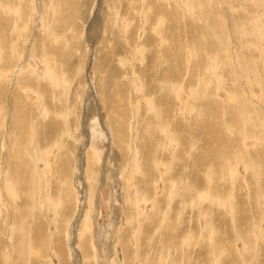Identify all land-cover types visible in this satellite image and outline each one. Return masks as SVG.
<instances>
[{
	"label": "rangeland",
	"instance_id": "rangeland-1",
	"mask_svg": "<svg viewBox=\"0 0 264 264\" xmlns=\"http://www.w3.org/2000/svg\"><path fill=\"white\" fill-rule=\"evenodd\" d=\"M16 1L0 0V25H9L0 39L2 93L12 96L7 83L30 67L36 84L20 89L39 97L37 80L51 76L41 80L43 98L57 108L40 104V120L66 115L72 126L57 138L40 137L29 120L9 132L0 94V264H264V0ZM163 71L180 102L159 84ZM68 154L74 163L59 184ZM80 221L90 229L83 236Z\"/></svg>",
	"mask_w": 264,
	"mask_h": 264
},
{
	"label": "bare ground",
	"instance_id": "bare-ground-1",
	"mask_svg": "<svg viewBox=\"0 0 264 264\" xmlns=\"http://www.w3.org/2000/svg\"><path fill=\"white\" fill-rule=\"evenodd\" d=\"M5 1V0H4ZM11 1H13V0H10V2ZM19 1V0H18ZM18 1H16L17 3H18ZM21 1V0H20ZM167 1H169V0H167ZM231 1V0H230ZM23 3V2H22ZM22 3H21V6H22ZM7 4V3H6ZM12 4H13V2H12ZM11 4V5H12ZM70 4H72V3H70ZM183 5V4H182ZM229 5H230V3H229ZM3 6V5H2ZM224 6V5H223ZM235 5H233V7H234ZM44 7V6H43ZM42 7V8H43ZM169 7V6H168ZM22 8H23V6H22ZM180 8V7H179ZM223 8L224 7H222L221 8V10H222V13L223 14H225L226 15V13H225V11L223 10ZM227 8V7H226ZM230 8V7H229ZM10 9V8H9ZM21 9V8H20ZM113 9V8H112ZM144 9V8H143ZM146 9V8H145ZM235 9V8H234ZM0 10H1V8H0ZM221 10H220V12H221ZM229 10V9H228ZM2 11V10H1ZM21 11H22V9H21ZM142 11V10H141ZM5 12H7V10L5 11ZM10 12V11H9ZM18 12H20V11H18ZM26 12H27V10H26ZM218 12V11H217ZM216 12V13H217ZM145 13H147V12H145ZM144 13V14H145ZM171 13V12H170ZM173 13V12H172ZM172 13H171V15H172ZM11 14V13H10ZM117 14V13H116ZM174 14V13H173ZM220 14V13H219ZM222 14V15H223ZM231 14V13H230ZM1 15V14H0ZM17 15V14H16ZM19 15H20V13H19ZM24 15V14H23ZM2 16V15H1ZM0 16V18L2 19V17ZM12 16H14L13 14H12ZM98 16V15H97ZM168 16V15H167ZM176 16V15H175ZM224 16V15H223ZM15 17V16H14ZM24 17V16H23ZM22 17V18H23ZM27 17V16H26ZM146 17V16H145ZM178 17V16H177ZM225 18H222L223 20L224 19H229V17L227 16H224ZM236 17V16H235ZM238 17V16H237ZM8 18H9V16H8ZM16 18V17H15ZM17 18H19V17H17ZM45 18V17H44ZM171 19V16H169L168 17V19ZM11 19H13V18H11ZM175 19V18H174ZM226 19V20H227ZM4 20V19H3ZM44 20V19H43ZM172 20V19H171ZM222 20V21H223ZM25 21H26V19H25ZM24 21V22H25ZM34 22H35V20H33ZM173 21V20H172ZM176 21H178V20H176ZM19 22V21H18ZM97 22L98 21H93L92 23H91V26L90 27H95V25L97 24ZM179 22V21H178ZM227 22V21H226ZM6 24L5 25H8L7 24V22H5ZM20 23V22H19ZM23 23V22H22ZM45 23V22H44ZM115 23H117V22H114V25H116ZM172 23H174V21L172 22ZM0 24H1V21H0ZM11 24V23H10ZM130 24V23H129ZM226 24V23H225ZM5 25H4V23H3V25L1 26L0 25V39H2L4 36H5V33H4V31H5ZM26 25V24H25ZM144 25V24H143ZM9 26V25H8ZM17 26V25H16ZM30 26H32V25H30ZM180 26V25H179ZM5 27V28H4ZM13 27V26H12ZM33 27V26H32ZM17 28H19V27H17ZM111 28V27H110ZM8 29V28H7ZM14 29V28H13ZM20 29V28H19ZM121 29V28H120ZM173 29H174V27H173ZM182 29V28H181ZM111 30V29H110ZM158 27H155V31H157L158 32ZM176 30V29H175ZM22 31V30H21ZM26 31V30H25ZM123 31H124V29H123ZM126 31H128V30H126ZM148 31V30H147ZM17 32V31H16ZM16 32H15V37H16V35L18 34H16ZM20 32V31H19ZM31 32V31H30ZM163 32V31H162ZM264 32V31H263ZM24 32L22 31V34H23ZM43 33V32H42ZM160 33V32H159ZM8 34H10V33H8ZM162 34V33H161ZM170 34V33H169ZM257 34V33H256ZM255 34V35H256ZM264 34V33H263ZM32 35V34H31ZM91 35V34H90ZM254 35V36H255ZM21 36V35H20ZM47 36V35H46ZM258 36V35H257ZM260 36V35H259ZM152 37V36H151ZM246 37V36H245ZM256 37V36H255ZM264 37V36H263ZM26 38V37H25ZM257 38H260V37H257ZM256 38V39H257ZM12 39V38H11ZM162 39V38H161ZM171 40V39H170ZM162 41H164V40H162ZM0 42H4V40H2V41H0ZM17 42H18V40H17ZM171 42H172V40H171ZM224 42V41H223ZM7 43V42H6ZM51 43V42H50ZM53 43V42H52ZM161 44H162V42H161ZM161 44H159V45H161ZM163 44H164V42H163ZM220 44V43H219ZM221 44H223V43H221ZM13 45V44H12ZM52 45V44H51ZM62 45V44H61ZM179 45V44H178ZM226 45V44H225ZM231 45V44H230ZM6 46H7V44H6ZM35 46V45H34ZM33 46V47H34ZM41 46H42V44H41ZM48 46V45H47ZM46 46V50L49 48V47H47ZM55 46H58L57 44L55 45ZM65 46V45H64ZM174 46V45H173ZM31 47V46H30ZM160 47V46H159ZM164 47V46H163ZM171 47H172V45H171ZM1 48V47H0ZM9 48V47H8ZM12 49H13V47H11ZM51 48V47H50ZM49 48V49H50ZM162 48V47H161ZM6 49V48H5ZM20 49V48H19ZM33 49V48H32ZM36 49V48H35ZM39 49H42V48H39ZM53 49V48H52ZM164 49V51H163V54L161 55L162 57L164 56V54H165V49H166V46H165V48H163ZM177 49H179V48H177ZM2 50V49H1ZM0 50V51H1ZM51 50V49H50ZM49 50V51H50ZM58 50V48H56V51ZM146 50V49H145ZM160 52H162L160 49H158ZM175 50H176V48H175ZM14 51V50H13ZM36 51V50H35ZM43 51H45L44 49H43ZM48 51V52H49ZM51 51H53V50H51ZM158 51V52H159ZM167 51V50H166ZM177 51V50H176ZM175 51V52H176ZM183 51V50H182ZM2 52V51H1ZM5 52V51H4ZM12 52V51H11ZM34 52V51H33ZM174 52V53H175ZM6 53V52H5ZM41 53H43L42 52V50H41ZM64 53V52H63ZM62 53V54H63ZM23 54V53H22ZM44 54V53H43ZM43 54H42V57H43ZM50 54H51V52H50ZM53 54V53H52ZM182 54V53H181ZM7 55V54H6ZM5 55V56H6ZM25 55H27V54H25ZM3 56V55H2ZM55 56V58H56V55H54ZM58 56V55H57ZM180 56V55H179ZM179 56H176L177 58L179 57ZM216 56V55H215ZM7 58L9 57V56H6ZM10 58V57H9ZM54 58V57H53ZM181 58V57H180ZM51 59H52V55H51ZM60 58H59V56H58V59H57V61L59 60ZM122 59V58H121ZM142 59V58H141ZM164 59V58H163ZM175 59V58H174ZM9 61V60H7V59H4V61ZM46 61H47V59H45ZM55 60V59H54ZM61 60V59H60ZM59 60V61H60ZM248 60H250V59H248ZM248 60H247V62H248ZM15 61V60H14ZM109 61V60H108ZM153 61H154V59H153ZM168 61V60H167ZM251 61V60H250ZM28 62V61H27ZM119 62H120V60H119ZM159 62H160V59H159ZM252 62V61H251ZM3 63V62H2ZM5 64H6V62H4ZM56 63V62H55ZM179 63V62H178ZM177 63V64H178ZM184 63V62H183ZM215 63V62H214ZM163 64H164V62H163ZM251 64V63H250ZM254 64H255V62H254ZM9 65V64H8ZM12 65V64H11ZM50 65V64H49ZM122 65V64H121ZM167 65H168V63H167ZM217 65V64H216ZM245 68H247V66L248 65H246V62H245ZM10 66V65H9ZM13 66V65H12ZM21 67H22V65H20ZM58 67V66H57ZM171 67V66H170ZM175 67H176V65H175ZM175 67H173V69L175 68ZM30 68V67H29ZM29 68H28V70H21V72H20V76H19V78L17 79V82L15 83L16 85L15 86H11L10 84H8L7 83V86L8 87H10V88H14V90H16V92L12 95V96H10V95H6V93L5 94H3L2 93V91L4 90V88H5V82H1L0 83V94H2L3 95V98L4 99H7V104H9L8 105V108H7V111H8V113H9V115H10V117H11V119H8V123H7V129L9 130V132H15V131H17V129H19V131H23V125H24V122H25V120H29V122L32 124V128L33 129H35V130H37V131H39L40 132V137H42L41 135L43 134V135H45V136H47V137H50V138H52V137H56V136H58L59 135V133L62 131V130H64L65 132V134H66V132L68 131V125H70V126H72L71 125V122H70V120H68V117H66V115H63V116H65V118L67 119V120H65V118H63L62 120H65V121H62V120H60V119H58V118H55V117H50V118H48V122L47 123H45L44 124V121H45V119H46V117L45 118H41L42 120H40V117H39V111L40 110H38L39 109V106H40V104L42 105H44V108H45V110H46V108L48 109V110H52V112H53V110H56V108L57 107H55V104L53 103V101L51 102V104L49 105V104H46V99H44L43 98V96H45V90H44V88H43V82H45V81H41V80H50V78H51V76H50V78H48V76H42V77H40L39 76V74H38V76L40 77V81H38L37 80V82H39L40 83V93L38 92V95H39V97H37V95H32V97H30V99L27 97V96H25L24 97V95L22 94L23 93V91H21V89L20 88H22V90H24V93H28V88L27 87H30V86H34L35 84H36V81H35V79L34 78H36V77H34L33 75L34 74H32V69L31 70H29ZM52 68H54V63L52 64V65H50V67H49V69H52ZM106 68V67H105ZM166 68H167V66H166ZM14 69V68H13ZM57 69V68H56ZM59 69V68H58ZM57 69V70H58ZM157 69H158V67H157ZM164 69H165V67H164ZM253 69V68H252ZM255 69V68H254ZM7 70V69H6ZM48 70V69H47ZM175 70V69H174ZM1 71V70H0ZM14 71V70H13ZM13 71H11V72H13ZM50 71V70H49ZM173 71V70H172ZM237 71V70H236ZM252 71V70H251ZM159 72V71H158ZM27 74L26 76H23L24 74ZM32 74V77H29V74ZM162 73H164V75L162 74V76H163V78H162V76H161V78H162V81H160L159 82V84L161 85V87L163 88V89H165V91H166V93H167V95L169 94V92H167L168 91V89H171V95L170 96H172V94L175 96V92L177 93L176 94V98L177 99H179V102H180V99H181V97L179 96L180 94H179V90H178V88H177V86L176 85H174V84H172L171 82H170V80H168V73L169 72H167V71H163ZM57 74V73H56ZM173 74V73H172ZM3 75V74H2ZM7 75V74H6ZM9 75H11V74H9ZM54 75V74H53ZM136 75V74H135ZM0 76H1V74H0ZM133 76V75H132ZM183 76V75H182ZM2 77V76H1ZM125 77V76H124ZM3 78V77H2ZM10 78H14L13 76L12 77H10ZM10 78H9V80H10ZM58 78V77H57ZM138 78V77H137ZM121 79V78H120ZM130 79V78H129ZM158 79V78H157ZM245 79H247V78H245ZM135 80V81H134ZM139 80V82H140V79H135V76H134V79H133V81L131 82V83H133V85L137 88V92H138V88L140 87V84L139 83H137L136 81H138ZM247 80H250L249 78L247 79ZM15 81V80H14ZM62 81V80H61ZM11 82V81H10ZM49 82V81H48ZM55 82V84L57 85V80L56 81H54ZM66 82V81H65ZM130 82V81H129ZM173 82V81H172ZM46 83V82H45ZM67 83V82H66ZM222 83V82H221ZM38 84V83H37ZM254 84V83H253ZM45 85V84H44ZM52 85V84H51ZM54 85V84H53ZM137 85V86H136ZM138 85H139V87H138ZM143 85V84H142ZM180 86V85H179ZM36 87V86H35ZM56 87V86H55ZM142 87V86H141ZM43 88V89H42ZM66 88V87H65ZM132 88V87H131ZM136 88L134 89V91L136 90ZM133 89V88H132ZM139 89H141V88H139ZM143 89V88H142ZM246 89V88H245ZM261 89V88H260ZM14 90H12V91H14ZM51 90V89H50ZM9 91V90H8ZM33 91V93H36V90H32ZM100 92H99V96H100V98H99V103H101L102 104V97L103 98H105V92H106V90L104 89V91L103 90H99ZM133 91V92H134ZM5 92V91H4ZM7 92V91H6ZM50 92H54V90L53 91H50ZM136 92V91H135ZM136 92V93H137ZM251 92V91H250ZM254 92V91H253ZM106 93H108V92H106ZM252 93V92H251ZM21 94H22V96H21ZM47 94H48V92H47ZM139 94V93H138ZM253 94V93H252ZM29 95V94H28ZM31 95V94H30ZM101 95H102V97H101ZM108 95V94H107ZM48 96H49V94H48ZM66 96V95H65ZM251 96H254V95H251ZM109 97V96H108ZM137 97V96H136ZM152 97V96H151ZM151 97H149L148 99H147V104L149 105V108L151 109L150 111H152V110H156V114H155V116L156 117H158V115H159V108L158 107H156L155 106V104H153L152 105V103H151ZM246 97H248V96H245V102H249L250 103V99H248V98H246ZM154 98V97H153ZM157 98V97H156ZM162 98V97H161ZM54 98H52V100H53ZM80 100V99H79ZM94 100V99H93ZM146 100V99H145ZM158 100V99H157ZM6 101V100H5ZM178 102V103H179ZM2 103V101L0 102V104ZM58 103V102H57ZM6 104V105H7ZM52 104H54V105H52ZM133 104V103H132ZM32 106V111L30 112L29 111V106ZM62 105V104H61ZM66 106V105H65ZM137 106V105H136ZM180 106H181V103L179 104V105H177L176 106V108H175V110H176V115H177V117L178 116H181V114H182V111H181V108H180ZM101 107V106H100ZM99 107V108H100ZM1 108V107H0ZM59 108H60V106H59ZM69 108V107H68ZM129 108H130V106H129ZM64 109V108H63ZM67 109V108H66ZM133 110H134V108H132ZM43 110V109H42ZM47 110V111H48ZM65 110V109H64ZM75 110H76V108H75ZM88 110V109H87ZM49 111V112H50ZM90 111V110H89ZM88 111V112H89ZM172 111V110H171ZM241 111H242V113H243V109L241 108ZM36 112H37V116H36ZM42 112V111H41ZM51 112V113H52ZM70 112V111H69ZM88 112H86V113H88ZM264 112V111H263ZM34 113H35V115H34ZM57 113V112H56ZM55 113V114H56ZM174 113V114H175ZM46 115H47V113H45ZM62 114H63V112H62ZM69 114V113H68ZM76 114V113H75ZM50 115V114H49ZM57 115V114H56ZM59 116H61L60 114H58ZM78 115V114H77ZM89 114H87V116H88ZM139 115V114H138ZM79 116V115H78ZM7 117V116H6ZM176 117V116H175ZM38 118V119H37ZM2 119H3V117H2ZM70 119V118H69ZM4 120H6V119H4ZM37 120H38V122H37ZM7 122V121H6ZM83 124V123H82ZM87 124V123H86ZM85 125V124H84ZM77 126H78V124H77ZM41 127H42V129H41ZM64 127H65V129H64ZM90 127H92L91 125L89 126V128ZM5 128V129H6ZM25 128H27V127H25ZM6 129V130H7ZM28 129V128H27ZM93 129V128H92ZM162 129V128H161ZM29 131H30V128L28 129ZM84 130V129H83ZM90 130V129H89ZM28 131V132H29ZM163 131V130H162ZM27 132V133H28ZM71 132V131H70ZM6 133H8V132H6ZM63 133V134H64ZM79 133V132H78ZM82 133V132H81ZM168 133H170L169 131H168ZM5 134V133H4ZM24 134V133H23ZM61 134V133H60ZM62 134V135H63ZM83 134V133H82ZM84 134H85V130H84ZM2 135V134H1ZM25 135V134H24ZM28 135V134H27ZM67 135V134H66ZM116 136H115V145L117 146V147H120L118 144H120V145H122V143H123V141H122V137L124 136L122 133H117V134H115ZM34 136H36V135H34ZM64 136V135H63ZM89 137H90V135H88ZM88 136H86V137H88ZM8 137V136H7ZM16 137V136H15ZM62 137V136H61ZM88 137V138H89ZM1 138H2V136H1ZM12 138V137H11ZM57 138V137H56ZM84 138V137H83ZM120 138H121V140H120ZM264 138V137H263ZM25 139V141L27 140V138H24ZM88 140V143H89V139H87ZM138 140V139H137ZM129 141V143H127V153H129V151L128 150H130L132 147H133V145H132V140H128ZM1 142V141H0ZM23 142V141H22ZM53 142H54V140H53ZM52 142V143H53ZM81 142V141H80ZM147 142V141H146ZM145 142V143H146ZM6 143V142H5ZM9 143V142H8ZM7 143V144H8ZM14 143V142H13ZM55 143V142H54ZM60 143V142H59ZM84 143V142H83ZM87 143V144H88ZM56 144H58L57 143V140H56ZM59 145V144H58ZM85 145H86V143H85ZM128 145H130L129 147H128ZM143 145V144H142ZM6 146V145H5ZM61 146H63V144L61 143L60 144V147ZM82 146H84V145H82ZM135 146H136V148L138 147L137 146V143L135 142ZM8 147V146H7ZM57 147V146H56ZM116 147V148H117ZM144 148H145V145L143 146ZM150 147V146H149ZM148 147V148H149ZM9 148V147H8ZM139 148V147H138ZM143 148V152H145V154L144 155H142V150L141 149H138L140 152V155L141 156H146L145 157V165H146V168H148L149 166H150V164L148 165L147 164V162H148V156L147 155H150V157H151V152L152 151H149L148 149H146L147 148V146H146V148L144 149ZM7 149V148H6ZM59 149V148H58ZM134 149V148H133ZM120 150V149H119ZM132 150V149H131ZM1 151V150H0ZM12 151H13V149H12V147H11V153H12ZM64 151V150H63ZM68 152L69 153H71L72 151L71 150H68ZM121 152V151H120ZM132 152V151H131ZM47 153V152H46ZM66 153V152H65ZM79 153H80V151H79ZM86 153H87V151H86ZM116 153V152H115ZM153 153V152H152ZM6 154H7V152H6ZM5 154V155H6ZM10 154V153H9ZM14 154V153H13ZM58 154V153H57ZM72 154H74V153H72ZM130 154V153H129ZM147 154V155H146ZM8 155V154H7ZM92 155H93V153H92ZM115 155V154H114ZM114 155L113 156H111V159H114L113 157H114ZM123 155H124V153H123ZM3 156V155H2ZM57 156V155H56ZM72 156V155H71ZM70 156V158H69V154L65 157L66 158V160H65V164H63V170H59L60 172H59V184H62L61 183V181H63L64 179H66V177H67V175H66V173L68 172V168L74 163V161H73V156L71 157ZM78 156H81V155H78ZM117 156V155H116ZM131 156V155H130ZM133 156V155H132ZM141 156H139V157H141ZM7 157V156H6ZM16 157V156H15ZM14 157V158H15ZM81 157H83V156H81ZM81 157H79V159H82L83 160V163H82V161H80L79 162V168L82 170V171H84V172H87L86 171V169L89 167V165H90V163H92L91 162V156H90V154H86L85 156H84V158H81ZM117 157H119V156H117ZM64 158V159H65ZM69 158V159H68ZM74 158H75V156H74ZM77 158V157H76ZM99 158V157H98ZM129 158V157H128ZM141 158H143V157H141ZM152 158V157H151ZM4 159V158H3ZM78 159V158H77ZM94 159V158H93ZM116 159H118V158H116ZM115 159V160H116ZM4 160H6V159H4ZM15 160V159H14ZM32 160H34V159H32ZM37 160V159H36ZM150 160V159H149ZM264 160V159H263ZM35 161V160H34ZM33 161V162H34ZM48 161H51V160H48ZM60 161V160H59ZM72 161H73V163H72ZM96 161H97V163L99 162L98 161V159L96 158ZM95 161V162H96ZM130 161H131V159H130ZM135 161H136V163H138L139 162V160H138V157H136V159H135ZM147 161V162H146ZM10 166H12V162H13V155L11 156V154H10ZM9 162H6V163H9ZM55 162V161H54ZM76 162V161H75ZM143 162V163H144ZM164 161H162V164H164L165 165V163H163ZM35 164L37 163L36 161L34 162ZM51 163V162H50ZM58 163V162H57ZM97 163H96V165H97ZM125 163V162H124ZM38 164V163H37ZM49 164V163H48ZM47 164V165H48ZM58 164H60V163H58ZM57 164V165H58ZM157 164V163H156ZM1 165V164H0ZM46 165V164H45ZM46 165V166H47ZM57 165L55 164L54 166H56L57 167ZM61 165H62V163H61ZM61 165H60V167H61ZM65 165V166H64ZM122 165V164H121ZM121 165H119V166H121ZM128 165V164H127ZM142 165V164H141ZM38 166V165H37ZM3 167V170H4V167L5 166H2ZM34 167V166H33ZM55 167V168H56ZM90 167H91V165H90ZM122 167H123V165H122ZM125 167V166H124ZM129 167V166H128ZM8 168V167H7ZM35 168V167H34ZM46 168H49V166L48 167H46ZM53 168V167H52ZM54 168V169H55ZM58 168V167H57ZM0 169H1V167H0ZM91 169V168H90ZM119 169H120V167H119ZM126 170H127V167L125 168ZM124 169V170H125ZM36 170V169H35ZM88 170V169H87ZM123 170V171H124ZM147 170H150V168H148ZM160 170V169H159ZM38 171V170H37ZM48 170H46V172H47ZM122 171V170H121ZM122 171V172H123ZM81 172V171H80ZM102 172H103V170H102ZM162 172V171H161ZM38 173H39V171H38ZM48 173V172H47ZM54 173V172H53ZM52 173V174H53ZM40 174H44L43 172L41 173L40 172ZM46 174V173H45ZM51 174V173H50ZM86 174V173H85ZM85 174H83V175H85ZM95 174V173H94ZM97 174V173H96ZM152 174V173H151ZM8 175V174H7ZM56 175V173L54 174V176ZM58 175V174H57ZM87 175V174H86ZM149 175V174H148ZM12 176H13V174H12ZM92 177V176H91ZM151 177V176H150ZM2 178V177H1ZM8 179H10V178H8ZM87 179V178H86ZM2 180V179H1ZM7 180V179H6ZM53 181V180H52ZM56 181V180H55ZM89 181V180H88ZM155 181V180H154ZM15 182V181H14ZM147 182V181H146ZM2 183V182H1ZM54 183V182H53ZM3 184V183H2ZM56 184V183H55ZM64 184H66V181L64 180ZM147 184V183H146ZM54 185V184H53ZM1 186V185H0ZM3 186V185H2ZM66 186V185H65ZM65 188V187H64ZM155 188V187H154ZM65 192V191H64ZM63 192V193H64ZM56 194H57V191H56ZM68 194H69V196H70V191L68 190ZM65 196H67V195H65ZM96 199V198H95ZM158 199V198H157ZM71 200V199H70ZM55 203H57V202H55ZM50 204H52V203H50ZM57 204H59V203H57ZM60 207V206H59ZM66 207H68V206H66ZM66 210V209H65ZM124 210V209H123ZM62 212V211H61ZM67 212H68V209H67ZM67 212H65V214H64V220H67L66 219V213ZM80 212V211H79ZM60 213V212H59ZM79 215V214H78ZM77 217V216H76ZM155 218V217H154ZM63 219V218H62ZM61 220V219H60ZM63 220V221H64ZM83 220V219H82ZM125 220V219H124ZM77 221V220H76ZM75 222V221H74ZM81 222V224H80V234H81V236H83V235H85L87 232V230L89 231L90 229H86V228H83L84 226H86L85 225V223H83V221H80ZM80 222H78V223H80ZM129 222V221H128ZM76 223V222H75ZM87 223V222H86ZM89 223V222H88ZM92 223V222H91ZM76 225V224H75ZM88 225V224H87ZM131 225V224H130ZM89 226V225H88ZM93 226V225H92ZM128 227V226H127ZM93 228V227H92ZM94 231V230H93ZM81 236H80V238H81ZM85 239H86V236H85ZM85 239H83V237L81 238V240L83 241V240H85ZM127 252V251H126ZM88 254V253H87ZM129 254V253H128ZM94 258V257H93Z\"/></svg>",
	"mask_w": 264,
	"mask_h": 264
}]
</instances>
